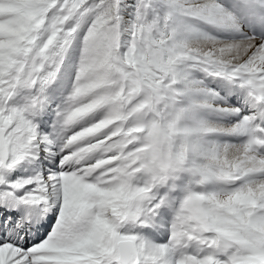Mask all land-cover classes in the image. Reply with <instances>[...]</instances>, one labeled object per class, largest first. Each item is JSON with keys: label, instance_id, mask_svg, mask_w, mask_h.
Wrapping results in <instances>:
<instances>
[{"label": "snow or ice", "instance_id": "obj_1", "mask_svg": "<svg viewBox=\"0 0 264 264\" xmlns=\"http://www.w3.org/2000/svg\"><path fill=\"white\" fill-rule=\"evenodd\" d=\"M0 264H264V0H0Z\"/></svg>", "mask_w": 264, "mask_h": 264}]
</instances>
